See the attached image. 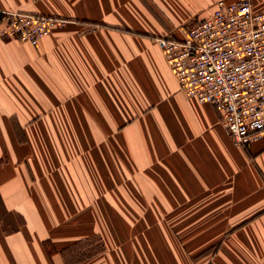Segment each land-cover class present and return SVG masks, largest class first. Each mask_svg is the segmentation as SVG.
<instances>
[{"label":"crops","instance_id":"obj_1","mask_svg":"<svg viewBox=\"0 0 264 264\" xmlns=\"http://www.w3.org/2000/svg\"><path fill=\"white\" fill-rule=\"evenodd\" d=\"M218 1L0 0L68 21L38 48L0 23V264H264V139L234 146L157 43Z\"/></svg>","mask_w":264,"mask_h":264},{"label":"built area","instance_id":"obj_2","mask_svg":"<svg viewBox=\"0 0 264 264\" xmlns=\"http://www.w3.org/2000/svg\"><path fill=\"white\" fill-rule=\"evenodd\" d=\"M1 36L38 48L67 22L60 18L3 12ZM180 91L221 114L234 146L248 149L264 139V11L252 0H220L183 40H157Z\"/></svg>","mask_w":264,"mask_h":264},{"label":"rangeland","instance_id":"obj_3","mask_svg":"<svg viewBox=\"0 0 264 264\" xmlns=\"http://www.w3.org/2000/svg\"><path fill=\"white\" fill-rule=\"evenodd\" d=\"M10 11H11V10H10ZM4 12H7V11H4ZM14 12H18V11H14ZM2 13H3V12L0 13V14H1V20H2V17H3V14H2ZM18 13H21V12H18ZM24 14H29V13H24ZM33 15H40V14H33ZM40 16H46V15H40ZM48 17H53V16H48ZM56 18H58V17H56ZM60 19L65 20V21L67 22V24H68V21H67L66 19H63V18H60ZM1 20H0V21H1ZM67 24H66V25H67ZM66 25H65V26H66ZM59 28H60V27H59ZM57 29H58V28H57ZM55 30H56V29H55ZM55 30H54V31H55Z\"/></svg>","mask_w":264,"mask_h":264},{"label":"trees","instance_id":"obj_4","mask_svg":"<svg viewBox=\"0 0 264 264\" xmlns=\"http://www.w3.org/2000/svg\"><path fill=\"white\" fill-rule=\"evenodd\" d=\"M1 15V14H0Z\"/></svg>","mask_w":264,"mask_h":264}]
</instances>
